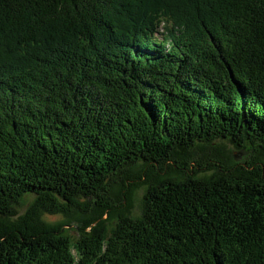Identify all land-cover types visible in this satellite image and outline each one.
<instances>
[{
  "label": "trees",
  "instance_id": "16d2710c",
  "mask_svg": "<svg viewBox=\"0 0 264 264\" xmlns=\"http://www.w3.org/2000/svg\"><path fill=\"white\" fill-rule=\"evenodd\" d=\"M0 264H264V0H0Z\"/></svg>",
  "mask_w": 264,
  "mask_h": 264
},
{
  "label": "rangeland",
  "instance_id": "374dc122",
  "mask_svg": "<svg viewBox=\"0 0 264 264\" xmlns=\"http://www.w3.org/2000/svg\"><path fill=\"white\" fill-rule=\"evenodd\" d=\"M142 194H143V190H140V191L138 192V194H137V198H136V207H135V209H134V210H135V214L139 212V206H140V200H141ZM32 199H33L32 196H28V197H26V198L24 199V202H23L22 206L18 208V213H19V215L23 214V213L26 211V209H27L29 203L32 201ZM50 219H51L52 221H55V220H59L60 217L51 216ZM74 235H75V234H74Z\"/></svg>",
  "mask_w": 264,
  "mask_h": 264
},
{
  "label": "bare ground",
  "instance_id": "6f19581e",
  "mask_svg": "<svg viewBox=\"0 0 264 264\" xmlns=\"http://www.w3.org/2000/svg\"><path fill=\"white\" fill-rule=\"evenodd\" d=\"M104 65V64H103ZM37 98V97H36ZM34 102V101H33Z\"/></svg>",
  "mask_w": 264,
  "mask_h": 264
}]
</instances>
